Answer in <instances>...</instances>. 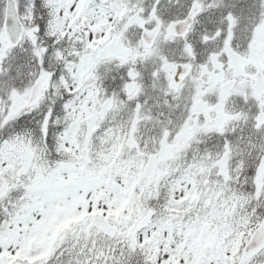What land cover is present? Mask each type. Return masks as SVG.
Segmentation results:
<instances>
[{
    "label": "snow or ice",
    "instance_id": "1",
    "mask_svg": "<svg viewBox=\"0 0 264 264\" xmlns=\"http://www.w3.org/2000/svg\"><path fill=\"white\" fill-rule=\"evenodd\" d=\"M0 264H264V0H0Z\"/></svg>",
    "mask_w": 264,
    "mask_h": 264
}]
</instances>
